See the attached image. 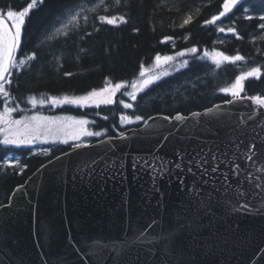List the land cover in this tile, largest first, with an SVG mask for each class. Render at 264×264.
Returning a JSON list of instances; mask_svg holds the SVG:
<instances>
[{
	"label": "water",
	"instance_id": "95a60500",
	"mask_svg": "<svg viewBox=\"0 0 264 264\" xmlns=\"http://www.w3.org/2000/svg\"><path fill=\"white\" fill-rule=\"evenodd\" d=\"M14 44L0 15V82ZM0 264H264V97L49 159L0 205Z\"/></svg>",
	"mask_w": 264,
	"mask_h": 264
},
{
	"label": "trees",
	"instance_id": "16d2710c",
	"mask_svg": "<svg viewBox=\"0 0 264 264\" xmlns=\"http://www.w3.org/2000/svg\"><path fill=\"white\" fill-rule=\"evenodd\" d=\"M75 8L82 9L62 23ZM20 13L19 43L4 88L15 111L0 124L2 138L26 98L41 96L46 102L39 107L45 108L50 96L129 82L156 57L177 52H183V68L146 87L131 109L121 107L116 92L96 108L106 116L99 124L113 125L112 134L123 113L142 120L202 110L227 100L223 89L239 79V94L264 96V0H0V14L10 23ZM53 26L59 29L50 34ZM60 109L81 113L78 107ZM10 152H20L25 167L19 173L0 167V204L48 160L24 157L21 148L1 139L0 161Z\"/></svg>",
	"mask_w": 264,
	"mask_h": 264
},
{
	"label": "rangeland",
	"instance_id": "374dc122",
	"mask_svg": "<svg viewBox=\"0 0 264 264\" xmlns=\"http://www.w3.org/2000/svg\"><path fill=\"white\" fill-rule=\"evenodd\" d=\"M81 9L82 8H75L74 9L75 12L68 13L61 22L65 24L69 21H72L71 19ZM20 15L21 13L18 15L16 20L12 18V20H15L17 22V23L13 22V24L15 25L17 24V26H20L19 25V21H21ZM61 22L59 23V26L61 25ZM59 26H53L50 30V34L57 32ZM184 64H185V59L183 58V52H179L172 55L161 56V57L158 56L154 60V63L151 64L146 69H144L137 78L126 83L124 82L117 84L113 87H105L96 93H89L82 96H75L73 98V102L75 105H80L82 107L99 105L100 103L108 102L110 99H112L113 95L118 90H120L121 106L125 107L127 105L132 107L138 94L142 92L147 86H149L150 83L158 80L159 78L169 75L175 70L181 68ZM15 66L19 67V64ZM238 84H239V80L234 81V83L232 82L225 88L224 92L229 93V95L235 93L236 86L238 87ZM0 91H2V88H0ZM4 98L5 99L2 100V103L0 104V124H4L5 121L12 119V116H14L13 113L15 111V106L13 105V102L10 99V97H4ZM44 102H46V100H43L41 96H31L29 98H26V103H28L32 108H34L37 105H41ZM23 118H25V120L27 121L28 116L22 115L21 119ZM138 119H139L138 116L121 115L118 122L121 125H125V124L135 123ZM19 120L20 119H18V117L14 118L13 120L14 124L11 126V129H9L7 132L4 133L6 136L11 135L12 130H15L14 128L18 125ZM33 120L34 123L32 125H34L35 128H39L40 124L36 122L34 118ZM46 124H50V132L48 133L46 127H44L43 129V133H40V131H34L32 129L33 132L31 134L33 137L35 136L36 137L34 138V140H30L26 142V145L32 147H42L44 146V144L46 143L48 144L49 142H51L50 140L57 141L59 139H62V137L63 138L65 137L66 139L74 140L71 142H80L82 140L87 139V135H84V133L82 134V132L78 131V129H82L85 125L86 126L84 130L88 131L89 127H87V123L83 118L76 119L66 116L52 117L48 119ZM65 130L66 132L64 134L63 131ZM67 132H69V134L66 135ZM17 161H18L17 157L9 156L4 160V165L6 164L11 165L13 163H17Z\"/></svg>",
	"mask_w": 264,
	"mask_h": 264
},
{
	"label": "flooded vegetation",
	"instance_id": "af4514ba",
	"mask_svg": "<svg viewBox=\"0 0 264 264\" xmlns=\"http://www.w3.org/2000/svg\"><path fill=\"white\" fill-rule=\"evenodd\" d=\"M84 114H87L88 116H92V117H94V118H98L97 116H96V113H93V112H91L90 110H88V111H85V113ZM111 127H113L112 125H110V127H108V126H105L104 128L106 129V130H108L109 131V128H111ZM95 129H97V128H95ZM99 129V128H98Z\"/></svg>",
	"mask_w": 264,
	"mask_h": 264
}]
</instances>
